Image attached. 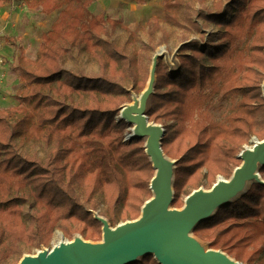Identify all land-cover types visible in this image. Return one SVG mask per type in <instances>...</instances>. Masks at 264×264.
I'll return each instance as SVG.
<instances>
[{"label":"trees","instance_id":"1","mask_svg":"<svg viewBox=\"0 0 264 264\" xmlns=\"http://www.w3.org/2000/svg\"><path fill=\"white\" fill-rule=\"evenodd\" d=\"M8 1L0 0V8ZM94 1L25 2L26 10L57 12V18L41 34L34 59L12 44L23 86L17 104L0 110V264H18L24 254L49 247L55 231L68 240L77 234L98 241L102 225L96 217L111 227L136 220L152 197L155 171L145 141L125 140L131 126L118 115L131 91H143L150 54L169 34L153 20L147 26L151 43L123 28L135 46H120L112 40L120 22L104 12L92 15L88 8ZM207 1L166 5L170 26L199 32L197 17L218 31L200 39L202 46L181 36L174 71L158 59L146 111L148 121L164 129L163 154L177 159L173 208H182L194 189H211L217 176L230 180L243 147L252 137L264 139V0H228L214 10ZM74 49L86 54L97 72L66 71L64 59ZM215 97L229 104L221 120L208 109ZM36 146L44 150L42 157L26 151ZM259 173L264 180V166ZM192 235L242 264H264V184L252 183ZM130 264L159 263L145 255Z\"/></svg>","mask_w":264,"mask_h":264},{"label":"water","instance_id":"2","mask_svg":"<svg viewBox=\"0 0 264 264\" xmlns=\"http://www.w3.org/2000/svg\"><path fill=\"white\" fill-rule=\"evenodd\" d=\"M156 65L157 61L150 72L149 89L140 94V104L124 105L118 115L132 127L125 140L145 141V154L155 171L149 185L152 197L142 207L140 216L115 227L96 217L102 225L100 242L92 243L80 237L61 241L51 249L37 250L33 257L23 256L18 264H130L145 255H152L159 264H242L221 250L196 251L189 235L219 207L238 197L244 182L264 184L256 171V166L258 169L264 166V139L254 138L252 149L243 147L237 155L241 164L234 169L230 180L217 179L207 192L194 190L185 198L181 209L172 208L175 162L162 152L164 129L148 124L145 111L146 99L153 93ZM206 210L211 215L204 216Z\"/></svg>","mask_w":264,"mask_h":264},{"label":"rangeland","instance_id":"3","mask_svg":"<svg viewBox=\"0 0 264 264\" xmlns=\"http://www.w3.org/2000/svg\"><path fill=\"white\" fill-rule=\"evenodd\" d=\"M172 1L173 0H95L89 6L88 10L92 15H98L104 12L107 14V16L110 19L119 21L121 25L115 29L112 35V40L120 46H126L127 49H130L132 46H135L134 44L135 42L129 39V36L125 33L123 28H127L131 31H137V37L139 41L144 43L147 42L151 43L148 39L147 26L153 20L159 21L162 28L169 34V38L166 43L158 45L151 52L150 61L148 62V71L151 72L158 59H161L167 65L170 71H174L178 68L179 65L177 58V51L180 45L179 43L181 36L185 35L189 37L191 41L200 42V39L201 40L206 39L207 35L217 32L218 29L213 24L207 25L204 20L197 17L195 18L193 17V21H195L199 25L200 27L199 32H193V31L188 32L187 30H182L177 27L170 26L165 20V12H167L166 5L168 3H171ZM8 2L10 3V0ZM25 2H26L25 0H11V4L9 5V8H7L8 10L6 12L8 17L5 18L9 25L8 28L6 29L7 32L5 31H4L5 33L3 31L0 32V56L4 60V63L0 65V110L3 108L15 106L17 104V96L19 95V92L23 86L22 82L19 79L18 72L16 70V64L12 59L13 42L23 49L24 54L28 59H34L36 57L37 50L39 47L41 34L47 31L57 18V12L45 16L42 13H40L39 10L36 9L26 10V8L24 7ZM227 3L228 0H208L206 2V6L210 10H214L218 8V5L225 6ZM195 7L198 8V5H195ZM182 12L183 11L180 12V16H182ZM3 14L4 13L2 14L0 13V15ZM185 25L189 27L187 23H185ZM159 37H160V31H157L152 41L153 44L157 42ZM203 43L200 42V45L202 46ZM155 56L157 57L155 58ZM63 68L66 71H71V72L82 71L86 74H90L91 72H97L98 69L95 63L89 57H87L86 54L78 53L75 49L72 50L71 53L64 59ZM149 79H150V73H149L148 81L146 82L143 91H145L148 88ZM263 82L264 80L260 84L261 93H262ZM131 89H132L131 87H128L129 91H131ZM141 93L137 94L135 91H131V101L129 103H125L124 105L133 104V100L139 97ZM149 101H150V97L146 99L145 111H147L148 109ZM228 105L229 104L226 100L219 97H215L209 104L208 109L215 120H221L228 111ZM148 124H153V122L150 121ZM154 124L160 125L158 123H154ZM254 138L255 137H252L251 140L249 141V144L245 146L247 147L251 146V144L255 140ZM26 151L29 152L37 151L40 157H42L44 154V150L39 146H36L34 148L28 147ZM168 159L175 163L177 162V159H173V158H168ZM260 168L261 167H259V169ZM259 169H258V173H259ZM259 176L261 178L260 173ZM219 178H223V177L217 176L216 181ZM223 179L228 181L225 178ZM251 184L252 182L249 183L248 188L250 187ZM197 189H201L204 192L210 190L209 187L206 185L200 186ZM242 194L238 195V197H236L231 201L236 200ZM175 209H181V208H175ZM29 214H30V209L25 208L23 215L26 220L29 219ZM79 237L82 238V236L76 234L74 235L72 240H68L63 236L61 232L55 231L52 236L50 246L42 247L40 250L51 249L61 241H73L74 238L76 239ZM101 237H102V233H101ZM101 237L100 240L98 241H88V242H92V243L100 242ZM189 237L193 240L196 251L203 252L207 248H209V244L206 241H201L192 234H190ZM36 253L37 250H34L32 254H24V256L33 257L36 255Z\"/></svg>","mask_w":264,"mask_h":264},{"label":"crops","instance_id":"4","mask_svg":"<svg viewBox=\"0 0 264 264\" xmlns=\"http://www.w3.org/2000/svg\"><path fill=\"white\" fill-rule=\"evenodd\" d=\"M25 1H27V0H25ZM11 4V0H10V3L9 2H7V3H5L1 8H0V13L2 14V13H4L3 15H0V32L1 31H5V32H7V28H8V22L6 21V17H8V15L6 14V12H7V8H9V5ZM5 19V20H4ZM10 23V22H9ZM4 32V33H5ZM5 42H6V39H5Z\"/></svg>","mask_w":264,"mask_h":264},{"label":"bare ground","instance_id":"5","mask_svg":"<svg viewBox=\"0 0 264 264\" xmlns=\"http://www.w3.org/2000/svg\"><path fill=\"white\" fill-rule=\"evenodd\" d=\"M157 56H155V58H156ZM149 84H148V88L146 89V90H148L149 89ZM140 96L139 97H137V98H135L134 100H133V104H140ZM131 129H132V127H131ZM252 147H253V143L251 144V146H248V148L249 149H252ZM256 171H258V166H256ZM259 180H260V177H259ZM248 185H249V182H244L243 184H242V187H241V190H240V194L241 193H243V192H245L246 190H247V188H248ZM205 213V215L204 216H209V215H211V211H205L204 212Z\"/></svg>","mask_w":264,"mask_h":264},{"label":"built area","instance_id":"6","mask_svg":"<svg viewBox=\"0 0 264 264\" xmlns=\"http://www.w3.org/2000/svg\"><path fill=\"white\" fill-rule=\"evenodd\" d=\"M4 63V60L2 59V57L0 56V65H2Z\"/></svg>","mask_w":264,"mask_h":264}]
</instances>
